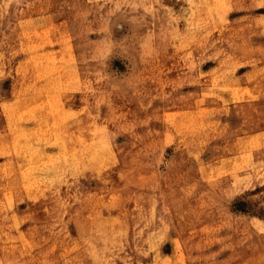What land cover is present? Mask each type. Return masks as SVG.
<instances>
[{
    "label": "rangeland",
    "instance_id": "374dc122",
    "mask_svg": "<svg viewBox=\"0 0 264 264\" xmlns=\"http://www.w3.org/2000/svg\"><path fill=\"white\" fill-rule=\"evenodd\" d=\"M0 264H264V0H0Z\"/></svg>",
    "mask_w": 264,
    "mask_h": 264
}]
</instances>
